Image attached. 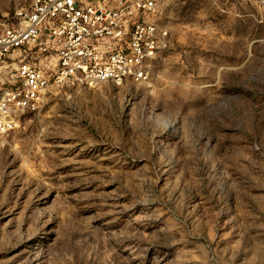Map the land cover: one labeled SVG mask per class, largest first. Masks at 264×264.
<instances>
[{"label": "rangeland", "instance_id": "374dc122", "mask_svg": "<svg viewBox=\"0 0 264 264\" xmlns=\"http://www.w3.org/2000/svg\"><path fill=\"white\" fill-rule=\"evenodd\" d=\"M157 20L144 82L52 85L0 127V264H264V0Z\"/></svg>", "mask_w": 264, "mask_h": 264}, {"label": "built area", "instance_id": "2783aa9c", "mask_svg": "<svg viewBox=\"0 0 264 264\" xmlns=\"http://www.w3.org/2000/svg\"><path fill=\"white\" fill-rule=\"evenodd\" d=\"M160 0H31L0 32V127L49 86L141 83L169 46Z\"/></svg>", "mask_w": 264, "mask_h": 264}]
</instances>
